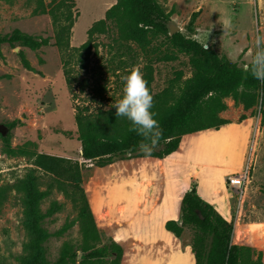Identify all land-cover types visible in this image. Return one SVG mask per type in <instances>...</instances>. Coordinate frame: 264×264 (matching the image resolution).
<instances>
[{"label":"rangeland","instance_id":"obj_1","mask_svg":"<svg viewBox=\"0 0 264 264\" xmlns=\"http://www.w3.org/2000/svg\"><path fill=\"white\" fill-rule=\"evenodd\" d=\"M49 1L45 0L46 3ZM74 1L78 16L70 45L78 47L87 41L92 24L104 18L116 0ZM158 1L165 11L171 13V22L179 25L187 36L241 63L252 59L257 32L264 34V0ZM36 6V0H1L0 34L8 35L20 29L34 36H53L55 27L51 16L35 13ZM195 11H199L195 31L189 32L188 23ZM224 21L230 22L226 29ZM168 35L152 36L150 42L142 46L135 41L122 39L112 23L106 33L95 36V46L83 56L75 52L70 56V52L65 53L53 44L37 50L3 44L0 47V187H10L18 177H24L34 167L33 158L13 156L6 151L4 137L7 136L14 147L32 142V148L37 152L85 162L83 185L98 227L105 237L117 240L114 236H120L124 251H131L135 244L128 237V230L132 231L134 227L131 226V217L128 219L124 214L127 206L120 195L128 186L126 183L133 172L134 160L117 158L104 167L96 166L93 161H84L80 156L76 106L88 105L94 113L100 109L114 108L111 105L122 96V77L132 70H138L143 78L152 71V94L165 93L166 101L173 102L184 80L192 75L193 66L191 55L176 51ZM20 51L25 52L32 70L23 66ZM65 67L71 70V83L67 80ZM99 89L101 93L97 92ZM225 101L228 108L221 113L222 117L238 122L239 117L246 114L252 120V123L249 121L252 129L246 151L243 148L242 155L231 161L236 145V130L229 126L189 134L190 149L198 161L223 160L227 164L226 180L229 174L241 171L249 160L250 178L243 195L240 196L227 185L231 192L234 223L232 241L251 247L255 251L252 258L256 259L258 251L264 253V123H261L260 113L264 103L261 98L251 114L253 109L246 110L232 98ZM16 119H21L22 123L11 127L10 123ZM39 173L46 179L42 171ZM138 182L148 184L150 179L143 175L140 181L130 183ZM52 199L64 203V207L46 217L44 226L50 232H63L52 235L45 243L47 257L55 261L63 244L69 242L72 250L78 251V260L81 261L84 255L79 250L82 241L76 211L58 191L42 202L44 211ZM67 225L69 227L63 229ZM155 229L165 234L162 225L155 224ZM194 234V228L187 227L184 241H192ZM28 241L22 196L11 186L7 200L0 209V264H19L27 255ZM210 246L211 236H208L207 250ZM182 262L178 260L176 264ZM187 262L188 256H185L184 264Z\"/></svg>","mask_w":264,"mask_h":264},{"label":"trees","instance_id":"obj_2","mask_svg":"<svg viewBox=\"0 0 264 264\" xmlns=\"http://www.w3.org/2000/svg\"><path fill=\"white\" fill-rule=\"evenodd\" d=\"M36 1L34 12L51 16L55 27L54 35L34 36L15 29L11 34H0V47L9 44L37 50L53 44L65 53L70 52V56L74 52L83 56L92 51L95 36L106 33L112 23L122 39L135 41L142 46L148 44L152 36L168 35L170 31L171 13L165 11L158 0H116L106 11L105 17L95 21L89 28L87 41L78 47H71V33L78 16L75 1ZM198 16L199 11L192 13L188 23L189 32L195 31ZM168 37L176 51L191 55L193 73L184 80L179 95L171 103L166 101L165 93L152 94V71L144 76L153 96L151 110L156 114L161 131L155 148L148 155L140 151L139 143L143 138L136 132L129 131L130 122L126 118L116 117L115 108L100 109L94 113L90 106L77 104L75 120L81 141L80 156L84 161H93L96 166L104 167L117 158H164L179 148L184 135L208 129L218 130L230 123L229 119L221 116L228 108L226 98H232L246 110L253 109L251 114L261 98L262 104L264 103V82L256 80L250 72L244 70V65L251 60L243 63L232 60L182 31ZM19 56L23 66L32 70L25 52L20 51ZM65 74L71 83L73 77L67 67ZM97 92L101 93L100 89ZM260 113L261 123H264V107ZM247 117L242 114L238 122ZM21 123V119H16L10 126L15 127ZM4 140L6 151L10 155L31 157L34 165L24 177H18L11 185L22 196L25 226L29 233L27 255L19 264H121L125 253L122 244L102 233L87 197L82 175L85 162L37 152L32 148V142L14 147L8 136ZM40 171L46 175V179ZM193 182L191 188L180 195L179 219L167 220L165 227L177 237H181L187 227L194 228L191 245L196 264H264L262 251H258L256 259H253L255 251L251 247L232 241L233 221L226 219L213 204L204 199L197 190V184ZM10 187H0V209L7 200ZM55 191L63 193L76 211L82 241L79 250L84 255L81 261L78 260V251H73L69 242L63 244L55 261L47 257L45 243L52 235H61L63 232H50L44 226L46 217L64 207V203L52 199L48 209H42V202ZM208 236H211L209 250Z\"/></svg>","mask_w":264,"mask_h":264},{"label":"crops","instance_id":"obj_3","mask_svg":"<svg viewBox=\"0 0 264 264\" xmlns=\"http://www.w3.org/2000/svg\"><path fill=\"white\" fill-rule=\"evenodd\" d=\"M250 120L248 116L241 122L225 124L236 130V145L231 161L242 155L243 148L246 151L252 129ZM190 137L189 134L184 135L179 148L164 158H132L133 172L128 177L127 188L120 196L127 206L124 214L132 219L131 226L134 229L128 230V237H131L135 246L129 252L125 251L123 264H176L178 260L184 264L185 256H188L187 264H196L191 241H184L185 231L181 237H177L165 227L167 220L179 219L180 195L191 188L193 181L197 184L199 194L226 219L232 220L231 192L225 171L227 164L223 160L198 161L191 150ZM143 175L150 179L148 184L130 183L140 181ZM157 223L162 225L167 236L155 229ZM114 237L122 241L120 236Z\"/></svg>","mask_w":264,"mask_h":264},{"label":"clouds","instance_id":"obj_4","mask_svg":"<svg viewBox=\"0 0 264 264\" xmlns=\"http://www.w3.org/2000/svg\"><path fill=\"white\" fill-rule=\"evenodd\" d=\"M223 26L228 28L230 22L224 21ZM254 48L251 62L244 65V70L250 72L256 80L264 82V34L259 31L255 36ZM122 80V96L111 107L115 108L116 117L126 118L130 122L129 131H134L143 138L139 149L148 155L161 137L156 114L151 110L153 96L138 70L130 71Z\"/></svg>","mask_w":264,"mask_h":264},{"label":"built area","instance_id":"obj_5","mask_svg":"<svg viewBox=\"0 0 264 264\" xmlns=\"http://www.w3.org/2000/svg\"><path fill=\"white\" fill-rule=\"evenodd\" d=\"M250 170L251 168L248 160V163L241 171L227 176V184L240 196L243 195L245 185L250 178Z\"/></svg>","mask_w":264,"mask_h":264},{"label":"water","instance_id":"obj_6","mask_svg":"<svg viewBox=\"0 0 264 264\" xmlns=\"http://www.w3.org/2000/svg\"><path fill=\"white\" fill-rule=\"evenodd\" d=\"M169 30H170L169 33L172 35L176 32L181 31V27L179 25H176V24L170 22L169 23Z\"/></svg>","mask_w":264,"mask_h":264}]
</instances>
